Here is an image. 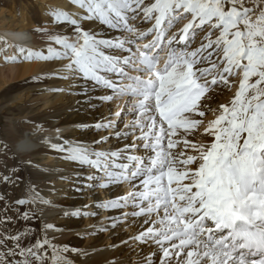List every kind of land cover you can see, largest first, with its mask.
Instances as JSON below:
<instances>
[{
	"label": "snow or ice",
	"instance_id": "obj_1",
	"mask_svg": "<svg viewBox=\"0 0 264 264\" xmlns=\"http://www.w3.org/2000/svg\"><path fill=\"white\" fill-rule=\"evenodd\" d=\"M70 5L79 11L48 10L63 32L36 29L48 37L46 52L16 46L4 59L61 62L55 76L68 82L82 106L124 98L93 125L106 133L92 141L99 148L67 139L51 143L63 161L94 170L70 177L74 190L128 185L126 194L95 207L128 209L107 218L114 234L122 219L137 218V234L121 244L148 249L139 264H264V0ZM181 20L187 22L171 31ZM233 83L238 87L229 102L216 109L205 103L213 90ZM208 111L213 118L205 122ZM201 128V142L188 138ZM29 193L16 201L33 206L18 215L26 223L40 220L42 206L52 203L35 188ZM84 209L89 206L63 215H98ZM54 227L42 223L43 239L32 228L0 239V264H71L65 253L78 249L50 240Z\"/></svg>",
	"mask_w": 264,
	"mask_h": 264
},
{
	"label": "bare ground",
	"instance_id": "obj_2",
	"mask_svg": "<svg viewBox=\"0 0 264 264\" xmlns=\"http://www.w3.org/2000/svg\"><path fill=\"white\" fill-rule=\"evenodd\" d=\"M46 1L55 2L56 8L64 11L73 13L79 11L76 6L70 5V0ZM251 1L249 0V3ZM2 21L0 25V48H5V42H7L9 48L7 53L11 56L14 54L16 46L46 52L49 43L48 37L36 31L33 18H28V16H24V13L19 12L2 16ZM186 22V20L179 21L171 31H178ZM46 26L49 32L64 31L62 28H57L51 19L46 23ZM4 54L5 52H0V63ZM60 66L61 62L17 60L10 62V66L6 68L13 74V78L22 79L28 75H40L37 83L27 85L18 96L16 95L27 107H36L32 114L24 115L27 117V122H24L26 130L23 136H18L13 130L9 131L13 153L17 159L19 158L18 162L20 161L25 168L28 178L32 180L30 188H35L43 198L52 201L50 205L42 206L44 212L40 221L55 226L47 233L48 238L54 243L60 246L68 245L70 249H78L76 252L65 253L71 264H139L142 259L149 255L148 249L145 247L141 251L140 247L131 242L129 246L121 244V240H127L131 235L137 234V218L122 219L119 222L120 227L114 234L111 230L112 221L107 218L121 215L123 211L128 209L113 210L95 207L97 203H103L115 199L117 195L126 194L128 185L123 184L119 188L112 185L109 189L84 188L82 192H76L74 190L77 186L76 182L74 178L70 179V177H74L75 173L84 176L94 170L81 168L78 165L63 161L61 159L63 154L57 153L51 148V143L62 142L64 139L99 148V146L93 145L92 141L99 139L101 135H106V133H98L93 125L102 116L106 117L110 113H115L118 106L122 104L123 98H114L111 102L103 105L82 106L79 95L68 93V82L56 78L55 69ZM45 73L49 74L45 76ZM237 87L238 83H233L223 91L215 89L209 94L210 98L206 99L205 103L210 108L216 109L220 104L231 100ZM59 88L65 90L63 92L53 91V89ZM212 118L213 113L208 111L206 116L201 119L207 122ZM125 119L128 118L125 117ZM203 135L201 128L188 138L199 143ZM58 136L60 140H57ZM210 140L211 138H208L203 142L207 143ZM45 141L49 142L46 143ZM110 144L116 145L114 137L111 138ZM109 147V144L103 145L105 149ZM180 148L182 149V145ZM188 152L191 154L190 150ZM18 199L28 198L19 196L15 201ZM84 205L89 206V209L84 210L95 211L98 215L79 219L64 217V211L74 210L77 207L83 209ZM101 225L109 230H96ZM40 226L42 227L41 224ZM93 232L94 234H88ZM38 235L40 239H43L45 233L40 231ZM113 245H118V247H113Z\"/></svg>",
	"mask_w": 264,
	"mask_h": 264
},
{
	"label": "rangeland",
	"instance_id": "obj_3",
	"mask_svg": "<svg viewBox=\"0 0 264 264\" xmlns=\"http://www.w3.org/2000/svg\"><path fill=\"white\" fill-rule=\"evenodd\" d=\"M52 2L46 0L42 2L37 0H0V25L3 22L2 16L22 12L24 16L33 18L36 29L38 27L46 29L48 28L46 23L51 19L48 10L57 6L55 2ZM8 50L7 46L0 63V239L15 235L17 230L22 231L24 228L36 230L35 238H39V228H41L40 224L42 225L40 220L33 219L26 223L22 219H18L19 213L33 207L28 204L17 205L15 201L19 196L30 198L28 191L32 180L28 178L25 168L13 153L9 131L13 130L18 136H23L26 130L24 122H27V117L24 115L32 114L36 107H27L17 96L27 85L37 83L40 75H28L22 79L13 78L10 70L6 69L10 66V62H5L4 59L5 55L11 56L7 53ZM123 103L124 98L122 99ZM5 175L11 178L8 183L3 182Z\"/></svg>",
	"mask_w": 264,
	"mask_h": 264
}]
</instances>
